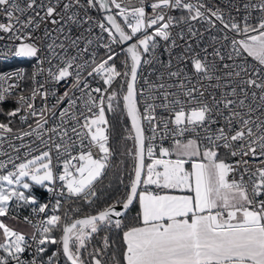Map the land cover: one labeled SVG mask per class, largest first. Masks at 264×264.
<instances>
[{
	"label": "built area",
	"instance_id": "built-area-1",
	"mask_svg": "<svg viewBox=\"0 0 264 264\" xmlns=\"http://www.w3.org/2000/svg\"><path fill=\"white\" fill-rule=\"evenodd\" d=\"M107 1L132 44L148 37L134 77L145 159L185 140L219 149L226 154L224 181L243 193L236 208L264 223L257 180L264 174V57L244 45L264 33V0ZM131 22L141 30L130 37L125 27ZM130 66L125 43L92 0H0V105L16 107V125L0 123V174L42 164L49 171L37 184L39 196L17 182L2 195V213L28 223L30 231L7 232L10 247L0 248V264H55L45 251V231L59 218L62 199L91 190L92 182L80 183L85 173L74 178L80 164L98 159L93 175L110 164L108 120L102 138L91 139L89 129ZM230 209L218 212L226 217Z\"/></svg>",
	"mask_w": 264,
	"mask_h": 264
},
{
	"label": "crops",
	"instance_id": "crops-1",
	"mask_svg": "<svg viewBox=\"0 0 264 264\" xmlns=\"http://www.w3.org/2000/svg\"><path fill=\"white\" fill-rule=\"evenodd\" d=\"M174 147L168 146L166 155L145 159L136 194L140 221L122 232L124 264H219L226 260L264 264V223L257 213L236 208L243 202L239 185L219 179L221 175L224 177L226 169L223 152L212 147L208 148L209 160L198 157L175 163L176 173L184 167V177L174 174L160 183L157 173L155 179L150 176L155 166L161 169L158 158L170 157ZM153 159H157V163L151 164ZM34 167L36 171L45 169L44 164ZM45 170L46 177L41 180L31 168L19 175L12 173L13 183L17 182L25 190L29 182L46 181L49 171ZM151 185L166 189L153 194L148 190ZM262 188L264 192V186ZM228 206L231 207L229 213L222 217L218 210ZM5 218L10 224L8 232L27 227L28 223L15 217ZM92 264H100V261L93 258Z\"/></svg>",
	"mask_w": 264,
	"mask_h": 264
},
{
	"label": "trees",
	"instance_id": "trees-1",
	"mask_svg": "<svg viewBox=\"0 0 264 264\" xmlns=\"http://www.w3.org/2000/svg\"><path fill=\"white\" fill-rule=\"evenodd\" d=\"M115 84L117 87L116 95L110 100L106 111L110 126L112 152L110 164L100 175H93L90 180L93 186L88 193L75 198L62 199L59 218L45 231V234H48L45 251L53 253L52 258L56 264H70L65 259L60 246L63 225L73 219L96 213L109 205L120 203L125 198L133 177L135 143L132 128L123 105L126 81ZM15 110L14 103L0 105V123L3 125L8 124L9 127L16 125ZM262 181H264V178H262ZM263 186L264 183L261 184L262 191ZM41 189V186L31 182L25 190L29 194L39 196ZM139 221L135 197L121 218L114 219L111 216H103L84 225L78 233L68 240L69 254L74 260L82 264H92L93 258H97L100 264H124L123 252L125 246L122 232L128 227L138 224Z\"/></svg>",
	"mask_w": 264,
	"mask_h": 264
},
{
	"label": "rangeland",
	"instance_id": "rangeland-1",
	"mask_svg": "<svg viewBox=\"0 0 264 264\" xmlns=\"http://www.w3.org/2000/svg\"><path fill=\"white\" fill-rule=\"evenodd\" d=\"M92 1H93L94 8L96 10H100L101 7L99 3L97 2V0H92ZM126 26H127L125 27L127 29L126 32L130 37L132 36V34L139 33L141 30V26L135 22L127 23ZM147 40H148L147 36H140L137 40H134L133 45L136 51L141 52L146 47ZM244 45L251 52L257 54L260 57H264V33L262 32L259 33L256 39H254L252 42H245ZM126 80H127V76L125 77V81ZM115 85H112L107 93L105 114H103V112L101 111L99 116L94 117L92 119V124L90 126L89 133H90L91 139L93 140L102 138L105 135L104 127L106 125V120H108L106 111L108 110V104L110 103V100L116 95L117 87ZM190 112H191L190 116L194 118H197L200 116L199 110H191ZM4 127H9V125L5 124ZM173 147L174 149L171 150L170 157L158 158L160 159L159 162L162 164L161 169H158V167L155 166V168L153 169V172L150 174V176L153 179H155L156 173H157L158 174L157 180H160L159 181L160 183H162L163 181L169 180L174 174H178V175L181 174L183 177L185 176L186 171L184 170V167H180V170L177 171V173L175 172V169L177 168L175 163L184 162L186 159H189V158H190L189 160L199 159L198 157L204 158L203 160H206V159L209 160V156H208L210 155L209 149L200 147L195 140H185V141L173 143L169 146L170 149H172ZM155 163H157V159H153L151 162V164H155ZM96 168H98V159H95L90 156L86 158L84 162L80 164V167L75 172L74 178L77 181H79V178L85 173V175H83L80 181L81 185L84 186L86 183H88L92 179L94 169ZM34 173L37 174L36 178L39 180L43 179V177H46V174H47L45 169L36 171ZM31 174L32 173H30V175ZM14 178L15 176L11 172H4L0 174V238L2 237L5 238L7 232L9 231V228L7 227L10 226V224L6 222L5 217L7 215H4L2 213L1 202L2 200H5L2 198V195L8 190H12V188H15L14 183H13ZM262 178H264V174L259 173L257 180L260 185L262 183ZM219 179L223 180V175L219 176ZM233 185L237 186L238 184L234 183ZM235 200H237L236 202H238L239 198L236 197ZM26 225H27L26 228L24 229L21 228L19 229V231H16V232H13L12 230L10 231L12 234H15V235H21V233H28L30 231V227L28 224ZM47 238H48V234H47ZM4 240L5 241L3 243L0 241V245L2 246L0 248H4L5 246H7L6 248L10 247V243L8 242V239L5 238ZM52 240H53V237H52Z\"/></svg>",
	"mask_w": 264,
	"mask_h": 264
},
{
	"label": "water",
	"instance_id": "water-1",
	"mask_svg": "<svg viewBox=\"0 0 264 264\" xmlns=\"http://www.w3.org/2000/svg\"><path fill=\"white\" fill-rule=\"evenodd\" d=\"M97 2L101 7L103 19L111 27V29L119 38V40L122 43H125V48L131 59V66L127 77L125 91L123 94V105L132 128V133L135 143V166H134L133 177L130 186L128 188L127 194L120 203L109 205L106 208L96 213L87 215L82 218L73 219L63 225L60 236V246L65 259L70 264H82V263L74 260L69 254L68 247L66 246L68 240L76 233H78L83 228L84 225L96 221L103 216H111L114 219L121 218L136 197L138 188L141 183V179L144 171V164H145V157L143 153L142 130H141V126L137 123V119L134 113V102H135L134 77L139 64L140 54L138 53V51H136L133 44L129 41L124 31L121 30V28L119 27V24L114 14L111 11L108 1L97 0ZM15 239H16L15 235L11 237L12 242H15ZM219 264H257V263H254L249 260H226L220 262Z\"/></svg>",
	"mask_w": 264,
	"mask_h": 264
}]
</instances>
